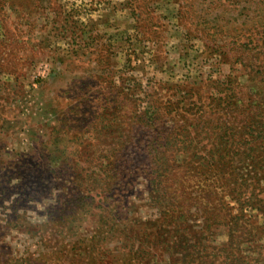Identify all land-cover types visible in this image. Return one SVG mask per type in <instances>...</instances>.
<instances>
[{
	"label": "rangeland",
	"instance_id": "obj_1",
	"mask_svg": "<svg viewBox=\"0 0 264 264\" xmlns=\"http://www.w3.org/2000/svg\"><path fill=\"white\" fill-rule=\"evenodd\" d=\"M0 264H264V0H0Z\"/></svg>",
	"mask_w": 264,
	"mask_h": 264
}]
</instances>
